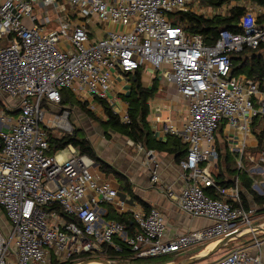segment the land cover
I'll return each instance as SVG.
<instances>
[{
    "label": "built area",
    "instance_id": "1",
    "mask_svg": "<svg viewBox=\"0 0 264 264\" xmlns=\"http://www.w3.org/2000/svg\"><path fill=\"white\" fill-rule=\"evenodd\" d=\"M195 1L0 0V40H7L0 46V91L17 100L19 111L16 125L0 129V206L11 223L8 234L0 229V264L79 262L89 253H121L123 245L136 258L146 259L217 244L233 233L238 238L264 230V222L253 225L258 209L243 205L239 177L227 188L214 173L220 154L217 134L225 123L234 137L240 136L235 146L238 170H246L247 159L253 172L264 174V150L249 152L254 147L249 145L252 122L264 117V78L254 80L233 69L234 53H264V23L259 20L264 7L245 0L210 6L212 13L202 14L207 18L226 16L235 6L245 12L239 31L202 35L171 22L175 12H192ZM54 12L59 28L48 30ZM144 67L175 85L189 103L183 127H165L187 151L178 163L180 189L164 182L153 151L146 161L153 163L151 185L165 190L190 218L207 222L177 235L170 233L157 207L131 210L134 233L107 219L106 206L125 209L113 180L72 144L52 151L41 127L62 129L57 137L72 134L71 109L61 104L62 91L83 103L104 99L112 104V77ZM51 106L59 108L53 119L48 118L55 113ZM123 120L129 121L128 114ZM254 188L264 195V183ZM211 264H264L263 243L256 238L253 246L235 249Z\"/></svg>",
    "mask_w": 264,
    "mask_h": 264
},
{
    "label": "crops",
    "instance_id": "2",
    "mask_svg": "<svg viewBox=\"0 0 264 264\" xmlns=\"http://www.w3.org/2000/svg\"><path fill=\"white\" fill-rule=\"evenodd\" d=\"M191 8L193 13L199 15H202L203 13H206L205 15H210L213 10L210 6L202 4L200 0H196L192 4ZM3 43H7V40H0V46ZM139 71L141 72V81L145 88L151 89L154 80L159 79L158 92L156 93V96L149 101L151 109L149 121L154 135V139L157 142L161 143L164 149H159L155 151L153 150V153L155 160L158 161L157 163H159L161 177L164 182L166 184L173 185L176 190H179L183 184V173L178 165L179 162L177 156L179 153L177 152L178 144L176 140L181 139L177 135L167 133L165 127L166 124L171 123L177 128H182L188 116L189 103L184 97L179 94L175 85L155 77L151 68L144 67ZM134 75L135 73L124 75L118 72L117 75H114L112 77V104H109L113 107L115 113L119 114L122 118L128 112V104L125 100H123V96L128 95L130 93V89L132 87L131 78ZM17 105V100L9 97L8 95L0 91V129L7 131L11 129L14 125H16L19 116ZM103 119L106 120V118ZM112 132L116 133L115 131L110 130L108 131V134H106V132L104 131L105 138L107 139L106 142L99 141L98 143H96L92 139H90V141L92 142L97 155L101 159L106 161L109 165H111L114 169H116L118 172H120L123 176H125V178L128 179L131 183V187L133 189L134 194L144 202L142 203L139 200L135 199L127 190L123 189L121 187V183L114 176V174H107L100 168L99 171L104 176L111 178L114 184L118 187V199L125 202V209L117 210L116 212L118 214L129 213L131 214L132 218L131 210H133L134 208H142L146 211H149L151 207H157L165 214L169 230L172 235L184 233L190 229H194L204 224H207V222L202 219L190 218L188 215H186L179 209L176 202L168 198L165 190L155 185H151L150 173L153 168V163L146 164V161L148 159L147 149H145L144 147L140 149L138 147L139 144H135L133 141L132 142L134 144L130 143L131 140L119 133H117L119 137H117L116 140H111L110 137ZM232 134L233 130L227 125L223 127L222 131L219 129L217 134V146L221 155H226L229 151L234 152L233 160L231 161L230 165L231 169L237 168V173L228 171L226 169V166L219 167L217 163H215V168H217V171L216 169H214V173L218 180L220 178L219 175L221 174L220 180L225 181V183L227 182V184L229 185L227 188H230L234 185L236 178L239 177V174L246 172L248 176H250L253 180L252 189L256 192V194H258L254 188V184L256 182L255 177L257 175H261L263 178L262 183H264V174L260 171L253 172V164L250 163L247 159L245 160L246 170H238V156L237 152H235V146L237 145L236 140L240 139V136L234 137ZM249 141V145L251 147L254 146L252 148H255L258 144V140L254 134L253 136L249 137ZM252 148H249V152H252ZM239 181L242 200L245 201L248 206L256 207L258 209L254 225L263 223L264 205L262 207L258 206L255 201L254 195L247 189V187L242 185L240 178ZM0 229L3 231L4 234H8L11 231V223L1 206ZM244 235H242L241 237H243ZM256 238L258 240H260L261 238L260 241L263 243L264 259V230L258 231L256 234H253V241L250 246L247 247L253 246L256 241ZM234 240H237V238ZM212 248H209L208 246L206 250L187 249L188 251H181L182 253L179 252L180 254L177 253L175 255H172L173 253H171L169 255H165L162 261L153 264H174L177 262L176 260L179 256L184 257V259L193 256H204ZM230 252L223 255H216V253H214L209 257H204L199 261L191 264H211L227 256ZM171 258H174V260H171Z\"/></svg>",
    "mask_w": 264,
    "mask_h": 264
},
{
    "label": "trees",
    "instance_id": "3",
    "mask_svg": "<svg viewBox=\"0 0 264 264\" xmlns=\"http://www.w3.org/2000/svg\"><path fill=\"white\" fill-rule=\"evenodd\" d=\"M202 4L212 7H218L225 3L231 1H242V0H200ZM252 3L259 4L264 7V0H245ZM245 12V8L235 6L230 9L229 14L226 16H216L213 18H207L204 15H199L193 12H175L171 16V22L174 26L182 27L187 32L191 34H202L206 35L207 33L218 30V29H227L234 32L239 31L237 24ZM259 20L264 23V14L261 15ZM233 69L234 73L237 75L245 74L247 77L254 80H262L264 78V53L260 51L244 50L233 56ZM132 87L128 95L123 96L128 104V119L129 121H124L123 118L115 113L113 107L104 99H97L96 103L99 104L105 113V119L99 118L96 114L88 107V103H83L78 101L76 97L68 90L62 91V105H68L72 110L73 107H78L79 110L84 112L90 119L97 121L102 129L108 134V131L112 130L116 133H119L129 140L133 141L135 144H140L142 147L148 151H155L164 149L163 145L157 142L154 139V135L151 129L149 115L151 112L149 101L156 96L159 87V79H155L151 89L145 88L141 81V72L137 71L134 76L131 78ZM43 107H47V103L44 102ZM225 124V123H224ZM225 125H221L220 130H223ZM252 132L258 140V144L255 148H252L253 153L260 152L264 150V117H256L252 122ZM48 141L52 148V151L57 152L63 150L68 145L72 144L76 147L81 154L88 155L91 157L100 168L105 171L107 174H114V176L121 183V187L127 190L135 199L144 203L139 197H137L131 187V183L128 179L125 178L120 172L114 169L106 161L101 159L95 148L87 137V135L79 134V129H74L72 134H65L62 137H57L54 133L48 132ZM177 141V156L178 162L184 159L187 155L186 147L181 140ZM153 151V152H154ZM234 152H228L226 155L219 154L217 160V165L219 167L226 166L228 171L237 173V168L231 169V161L233 160ZM238 156V153H237ZM219 182L222 187H228L227 182L220 180L221 174L219 175ZM239 178L241 179L242 185L247 187V189L254 195L255 201L258 206L262 207L264 205V195L256 194L252 189L253 180L246 172L240 173ZM209 193L215 196L212 190H209ZM244 207L248 208L249 206L245 201H243ZM107 219H116L119 222L125 224L126 228L130 233H134L136 230V225L131 214H118L116 210L107 206ZM106 256V258L102 257ZM211 256V255H210ZM102 258L115 260L119 258L124 264H153L149 258H136L134 253L125 245H123V252L117 253L116 251L110 250L107 253L96 254H86L83 255V259L89 258ZM155 258V257H150ZM174 260V258H171ZM118 262V261H117ZM72 261L65 263L71 264Z\"/></svg>",
    "mask_w": 264,
    "mask_h": 264
},
{
    "label": "rangeland",
    "instance_id": "4",
    "mask_svg": "<svg viewBox=\"0 0 264 264\" xmlns=\"http://www.w3.org/2000/svg\"><path fill=\"white\" fill-rule=\"evenodd\" d=\"M250 1H247V3H249ZM68 8H70V6H67ZM36 12V10H35ZM59 14L58 13H51L50 15V19H51V22L49 24H47L46 28L48 30H52V29H57L59 28V24L57 22V18H58ZM76 19V17L74 18ZM89 27L91 28L92 31H96V28L97 26H94V25H89ZM61 41H63L64 43H66L69 47V43L67 41V37L65 35H61ZM6 45V43H3L1 46H4ZM235 54H238V53H234L233 56ZM154 75H156L154 73ZM88 107L96 114L97 117L99 118H105V113H104V110L103 108L95 102H91L88 104ZM50 111L51 112H55V113H50L49 114V117L48 118H54L55 114L57 113V111H59V108L58 107H53L51 106L50 107ZM69 121L71 122L72 126L74 129H79V134H86L89 139H92L94 142L98 143L99 141H107V139L105 138V133H104V130L102 129L101 125L95 121V120H92L90 119L84 112H82L81 110L78 109V107H73L72 110H71V115L69 117ZM53 124H51V129L50 128H47L45 126V124L42 123L41 127L43 130H46L47 133L48 132H52V133H55V135H63V130H59V128H56V127H52ZM117 137H119V135L117 133H114L112 132L111 133V140H116ZM216 171H217V168H215ZM262 176L261 175H257L255 177V183H262ZM107 207V206H106ZM255 224V220L253 221V225ZM261 240V238H260ZM259 240V241H260ZM253 241V234H246L244 235L243 237H240V238H237V240H232L230 241L227 245H225L224 247H222L220 249V251L217 253L216 252V255H223V254H226L232 250H235V249H238V248H242V247H247V246H250V244L252 243ZM214 243H209V245H201V246H194V247H191L189 248L188 250H191V249H203V250H206V248L209 246V248H212L213 246H215L216 244ZM198 247V248H196ZM187 250V251H188ZM182 253V252H181ZM177 253H173L172 255H175ZM180 254V253H178ZM169 255V254H168ZM170 255V256H172ZM104 258H106V256H102ZM165 257L164 256H160V257H155V258H149L150 261H152L153 263H157V262H160L162 261ZM116 259V264H124L121 262V260L119 258H115ZM184 257H178L177 258V262L183 260ZM118 261V262H117Z\"/></svg>",
    "mask_w": 264,
    "mask_h": 264
},
{
    "label": "water",
    "instance_id": "5",
    "mask_svg": "<svg viewBox=\"0 0 264 264\" xmlns=\"http://www.w3.org/2000/svg\"><path fill=\"white\" fill-rule=\"evenodd\" d=\"M237 237V234L233 233L231 235H229L228 237L224 238L223 240H221L220 242H218L215 247H213L208 253H206L204 256H193L184 260H181L179 262H176L174 264H191L194 262L199 261L200 259L204 258V257H209L210 255L218 252L222 247H224L225 245H227L230 241L234 240ZM95 262H99V263H103V264H116L113 260L110 259H102V258H89V259H85L79 262H74L71 264H92Z\"/></svg>",
    "mask_w": 264,
    "mask_h": 264
},
{
    "label": "bare ground",
    "instance_id": "6",
    "mask_svg": "<svg viewBox=\"0 0 264 264\" xmlns=\"http://www.w3.org/2000/svg\"><path fill=\"white\" fill-rule=\"evenodd\" d=\"M213 245H214V244H213ZM92 264H103V263L95 262V263H92Z\"/></svg>",
    "mask_w": 264,
    "mask_h": 264
}]
</instances>
